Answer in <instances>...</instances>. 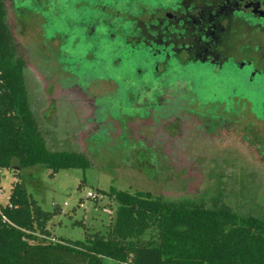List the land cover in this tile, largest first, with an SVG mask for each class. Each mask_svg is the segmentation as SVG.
<instances>
[{
	"label": "rangeland",
	"instance_id": "374dc122",
	"mask_svg": "<svg viewBox=\"0 0 264 264\" xmlns=\"http://www.w3.org/2000/svg\"><path fill=\"white\" fill-rule=\"evenodd\" d=\"M7 5L15 43L28 64L34 109L51 149L85 152L93 163L87 170L61 171L54 177L44 167L23 171L29 193L44 210L62 209L48 225L55 238L77 241L84 240L85 228L91 233L106 231L116 218L117 206L98 190L202 199L217 193L223 182L227 194L245 190L264 204V157L253 143L252 129L259 126L255 119L226 123L208 134L197 116L183 109L174 113L169 102L157 114L135 118L130 91L157 83L149 69L136 83L139 66L133 60L116 64L107 43L98 38L87 41L78 29V0H67L58 14L45 12L40 18L27 13L16 16L11 0ZM27 8L36 13V4ZM194 76L210 90L221 82ZM226 81V87L252 95L240 83ZM250 123L255 127L247 126ZM262 132L257 131L261 137ZM1 178L4 206L16 177L6 169ZM106 264L114 263L106 260Z\"/></svg>",
	"mask_w": 264,
	"mask_h": 264
},
{
	"label": "trees",
	"instance_id": "16d2710c",
	"mask_svg": "<svg viewBox=\"0 0 264 264\" xmlns=\"http://www.w3.org/2000/svg\"><path fill=\"white\" fill-rule=\"evenodd\" d=\"M27 68L0 0V196L2 172L16 177L8 203L0 204V264H264V204L245 190L227 194L223 182L202 199L98 190L117 206L106 231L85 228L84 240L77 241L55 238L48 225L62 209L44 210L23 171L44 167L54 177L93 163L85 152L51 149Z\"/></svg>",
	"mask_w": 264,
	"mask_h": 264
},
{
	"label": "flooded vegetation",
	"instance_id": "af4514ba",
	"mask_svg": "<svg viewBox=\"0 0 264 264\" xmlns=\"http://www.w3.org/2000/svg\"><path fill=\"white\" fill-rule=\"evenodd\" d=\"M65 1L11 0V5L16 16L40 18L58 14ZM34 4L36 13L26 9ZM78 29L88 42L107 43L116 64L133 60L139 66L136 83L149 69L156 86L130 91L135 118L157 114L165 102L174 113L183 109L197 116L208 134L253 118L259 126H247L255 127L253 143L264 157V132L257 133L264 130V0H78ZM195 74L221 82L206 89ZM228 79L252 95L226 87Z\"/></svg>",
	"mask_w": 264,
	"mask_h": 264
},
{
	"label": "built area",
	"instance_id": "2783aa9c",
	"mask_svg": "<svg viewBox=\"0 0 264 264\" xmlns=\"http://www.w3.org/2000/svg\"><path fill=\"white\" fill-rule=\"evenodd\" d=\"M89 196H90V197H92V195H91V194H89Z\"/></svg>",
	"mask_w": 264,
	"mask_h": 264
}]
</instances>
